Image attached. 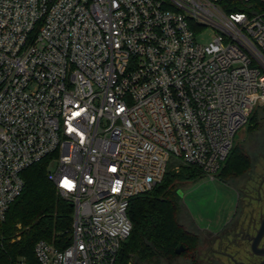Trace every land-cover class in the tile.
Here are the masks:
<instances>
[{"label":"built area","instance_id":"built-area-1","mask_svg":"<svg viewBox=\"0 0 264 264\" xmlns=\"http://www.w3.org/2000/svg\"><path fill=\"white\" fill-rule=\"evenodd\" d=\"M234 1L0 0V220L44 160L73 208L68 247L41 240L34 264H116L170 163L218 172L264 106V14Z\"/></svg>","mask_w":264,"mask_h":264},{"label":"trees","instance_id":"trees-1","mask_svg":"<svg viewBox=\"0 0 264 264\" xmlns=\"http://www.w3.org/2000/svg\"><path fill=\"white\" fill-rule=\"evenodd\" d=\"M227 11L264 14V4L258 0L250 3L235 0ZM47 163L44 160L23 172V192L10 206L5 220H0V264H13L21 257L34 264V247L41 240L61 249L70 244L67 231L72 224L73 208L59 198L54 184L49 181ZM251 168L249 156L234 152L233 147L215 175L231 182ZM204 176L206 174L198 168L181 165L178 171H168L151 191L131 199L128 216L133 229L122 244L116 264H165L195 252L201 238L196 231L185 228L180 220L178 191L183 184ZM15 235L20 240L12 242ZM180 246H184L186 252L177 255Z\"/></svg>","mask_w":264,"mask_h":264},{"label":"rangeland","instance_id":"rangeland-1","mask_svg":"<svg viewBox=\"0 0 264 264\" xmlns=\"http://www.w3.org/2000/svg\"><path fill=\"white\" fill-rule=\"evenodd\" d=\"M215 35L214 29L206 28L196 39L199 44L207 45L213 41ZM234 143V152L247 154L252 162V168L247 174L231 182L223 181L216 175H206L194 182L183 184L178 191L180 220L192 231H196L200 238H203V235L192 227V222L201 229L219 232L233 217L239 200V214L264 215V205L257 202L264 201V188L262 193H258L264 178V106L254 111L249 125L237 133ZM181 165L184 164L173 161L168 165V171H178ZM247 180L250 182L245 183ZM244 184H247L245 197L241 194L239 199V187ZM58 196L62 201H66L59 194ZM19 240L20 237L15 235L12 242ZM248 254L247 250L243 251L240 253V259L250 262ZM187 258L188 256L176 258L174 261L178 264H190Z\"/></svg>","mask_w":264,"mask_h":264},{"label":"flooded vegetation","instance_id":"flooded-vegetation-1","mask_svg":"<svg viewBox=\"0 0 264 264\" xmlns=\"http://www.w3.org/2000/svg\"><path fill=\"white\" fill-rule=\"evenodd\" d=\"M236 181V179H235ZM247 180L245 183H249ZM239 187V186H238ZM247 184L239 187V199L241 194L245 197ZM264 188V178L259 185V192ZM264 205V201H257ZM240 200L238 201L235 213L230 221L221 229L213 233L209 230L201 229L195 222L192 227L202 233L201 243L195 252L188 256L190 264H261L264 257L255 255L251 246L253 238L257 236L260 230L264 215L256 216L254 213L244 216L239 214ZM185 228L191 230L187 224ZM195 232V231H194ZM264 250V237L259 245ZM247 250L250 255V262L240 259V253ZM179 259L182 257H178ZM165 264H178L176 261Z\"/></svg>","mask_w":264,"mask_h":264},{"label":"water","instance_id":"water-1","mask_svg":"<svg viewBox=\"0 0 264 264\" xmlns=\"http://www.w3.org/2000/svg\"><path fill=\"white\" fill-rule=\"evenodd\" d=\"M263 237H264V220H263V223H262L260 230L258 231L257 236L253 238V242H252V246H251L252 252L255 255L262 256V257H264V250L260 249L259 245H260ZM184 252H186V248L184 246H180L176 250L177 255H181ZM261 264H264V261Z\"/></svg>","mask_w":264,"mask_h":264}]
</instances>
